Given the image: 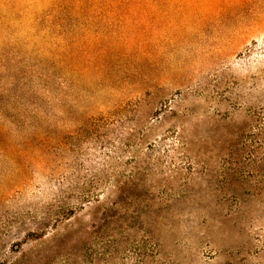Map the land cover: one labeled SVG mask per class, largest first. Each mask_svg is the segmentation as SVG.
<instances>
[{"label": "rangeland", "instance_id": "obj_1", "mask_svg": "<svg viewBox=\"0 0 264 264\" xmlns=\"http://www.w3.org/2000/svg\"><path fill=\"white\" fill-rule=\"evenodd\" d=\"M0 264H264V0H0Z\"/></svg>", "mask_w": 264, "mask_h": 264}]
</instances>
